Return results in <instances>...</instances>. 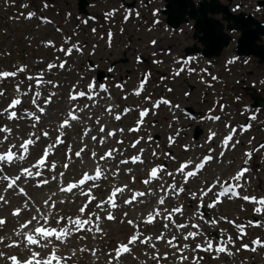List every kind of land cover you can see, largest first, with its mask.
Listing matches in <instances>:
<instances>
[{"label":"rangeland","instance_id":"rangeland-1","mask_svg":"<svg viewBox=\"0 0 264 264\" xmlns=\"http://www.w3.org/2000/svg\"><path fill=\"white\" fill-rule=\"evenodd\" d=\"M29 13L34 15L29 18ZM39 17L30 1L0 0V71H15L17 67L27 65V70L18 73L16 77L0 79V91L4 93L0 96V112L8 107L13 98L18 97L22 101L15 109L18 116L22 117L21 119L9 120L7 113L0 115V127L12 129L6 141H3L6 133H0V141H3L0 143V151H6L8 145L15 144L17 147L14 151L19 153L21 151L19 145L24 139L29 138L30 133H35L41 138L29 146L26 158L9 174L15 175L17 169L35 164L37 156L44 155V149L54 144L55 138L61 132H63L61 138L64 143L51 149L45 165L36 169L43 174L35 180L36 185L40 180L49 181L45 184V197L40 200L39 208L25 207L27 203L24 198L19 203L9 205L13 198L8 200L10 194L6 193L8 196H5L3 195L5 192L0 193L7 201V203L0 201L2 206H6L5 209L2 208L3 212H0V217L7 221L4 226L0 227V236L8 239L4 248L0 249V252L4 253V256L0 257L2 264H11L8 257L13 255L24 260L27 257L23 255H30L31 251L39 252L40 258L43 259L49 255L53 247L57 249L60 257H70V259H65L63 264H109L110 259L112 264H157V261L153 259L157 253L160 256L159 264H196L193 257L199 258L198 264H264V247L258 248L255 252L240 247L242 243L249 244L251 247V241L257 237L264 240V212H254L257 206L255 203L238 199V197L222 199L210 209L212 220L217 221L215 224L209 223L211 220L206 217L201 219L197 211V203L201 202V188L217 180L220 183L229 182L231 176L242 167H247L249 171L240 181L243 186L239 188L241 195L264 196V148L260 147L264 143L259 144L264 138V104L251 109L248 104L249 98L241 89V85H253L258 90L264 89V64L259 63L253 56H235L236 34L231 35L230 44L221 51L220 56L213 58L192 55L181 57L184 55V46L196 41L191 34L190 21L171 31L167 30L160 18L150 17V24L147 25L150 30L136 25L135 28H130L128 33L119 34L124 42L125 36L132 29V36L134 40H137L136 42H125L120 47H115L117 49H112L105 45L103 40L97 46L93 43L101 34H96V37L95 34L82 36L81 40H87V44L81 46L79 35L70 34L64 29L57 30L52 23L41 21L42 17ZM154 38L156 40L161 38L160 43L164 52L162 57L165 59L161 64L158 59L160 52L154 51L153 55L150 54L153 46L149 44V41ZM48 41H52L53 46H45ZM195 45L198 46L196 43ZM77 46H81L82 53L79 54L74 48ZM156 46H160L157 41ZM93 47L95 48L92 49ZM61 48L65 51L73 48V51L71 55L66 56L65 51H60ZM123 52L127 61L116 63L111 68L108 65L97 63L90 66L86 61V57L89 56L99 63V60L104 59L105 56L110 59L116 58L118 55L122 56ZM138 52L148 53L150 59H156L157 63L155 65H151V61L150 64L138 63L136 61ZM62 61H67L63 69L59 67L52 70L47 69L50 62L59 65ZM97 69L104 72L102 83L105 84L106 90H99L98 81L95 79ZM41 72L44 73L46 81L51 80L57 86L44 84L37 87L35 80L27 79L29 75L36 76ZM143 80H146L144 90L140 95H136L133 89L139 87ZM90 82L94 83V91L98 94L95 99L89 100L87 97H81L75 102L69 100L73 85L76 86L75 91L77 92H89ZM189 83L193 84L194 88H189ZM17 84L20 85V92L16 91ZM29 84L32 85L31 89H29ZM35 91H40L42 94L37 103L45 108L44 114L37 112L36 107L31 103ZM25 92L28 95H23ZM52 92L56 95L52 97L50 104L45 105L44 99ZM162 99L170 103H160L158 108H154L153 105ZM181 104L192 105L199 111L197 117L201 118H190L182 113V109L179 108ZM85 105L88 107L85 108ZM109 106L113 108L111 113L107 111ZM73 107H76V114L80 117L79 121H72L71 127L60 129V123ZM125 107H128L130 111L123 114L121 111ZM144 108L149 110V114L144 117V123L139 131H129L136 126L137 120L140 119V111ZM25 110L40 115V122L36 123L29 119ZM117 114H121L120 120L115 119ZM207 114L220 119L208 121ZM97 119H99V124ZM247 119V126H244V129L241 128L242 123ZM192 120H197L205 128L213 127L216 135L209 140L206 130H203L201 143L193 142L185 130L187 124L193 122ZM33 123L35 127L32 126ZM100 125L105 126L104 133L100 132ZM230 128L237 129L232 141L235 147L231 144L221 156L219 141ZM88 129L90 131L85 134ZM119 129H124L123 133L119 132ZM114 130L116 135L108 137L107 132ZM45 131L49 134L47 137L43 136ZM93 136L97 137L96 141L92 140ZM101 136L108 139V145L100 144L99 137ZM170 137L174 138V142H169ZM32 139H35V136ZM138 139L140 143L133 148L132 143ZM117 141H123V143H117ZM69 146H71V151H69ZM182 146H187V150ZM81 148L85 150L80 157H77L75 153ZM111 148L117 150L113 158L101 161L100 156ZM140 149L145 150L142 155ZM92 152L97 154L95 158ZM153 152L156 153L155 156ZM249 152L251 157L245 155ZM136 155H141L144 162L132 163L130 158ZM202 155H211L213 159L207 162L202 171L190 177L185 183L182 173L177 171L178 166L184 161H190L186 169L192 171ZM122 160L129 162L121 164ZM246 160L247 164H245ZM53 163L56 165L55 169L52 168ZM98 163L106 171L101 179L95 181L98 186L92 188V195L96 199L89 205L88 212L99 213L100 227L103 232L97 233L94 230L74 232L64 242L52 238L47 248L35 245L26 246L24 238L16 235V232L21 231L20 224L28 220L27 214L33 211L32 215H40L44 211V214L51 211L48 226L57 228L66 226L68 218L74 219L79 215L78 209L87 200L86 196L80 194L81 191H88L92 185L83 186V189L76 191L77 194L73 197L59 189L64 187L68 181H78L82 172L92 174ZM64 164H68V168H65ZM157 165L164 166L159 179L153 180L150 185H145L143 181L148 178L149 170ZM7 167H9L8 163H2V167L0 165L3 169L0 171V176L6 172ZM117 169H119L118 172ZM169 172L173 175L169 176ZM60 173H64L63 177ZM54 176L55 180H53ZM173 183L177 188L183 186L185 191L179 196H174L172 190L168 188ZM125 184L128 185L125 192L116 197L118 207L113 209L105 204L102 211L96 208V204L101 200H107L114 186L123 187ZM19 187H21L20 184ZM149 188L152 190L150 194ZM3 190L4 188L1 191ZM14 190L20 193L16 187ZM165 190H168L170 194L165 198V204L159 205L157 201L164 195ZM137 191L146 193L145 196L138 198L143 203L124 204V200L129 199L132 193ZM192 193L196 195L193 196ZM210 196L216 197V193ZM46 200H49L48 206L44 204ZM52 201L56 204L54 209L51 208ZM203 204L207 206L206 202ZM17 207H20L22 211L26 210L27 214L21 215V211L19 216H13L12 212ZM175 207H182L183 211L175 214L173 220L176 224H188L187 228L177 230L172 222L162 220V217ZM155 208L160 209L161 217H157L154 224L144 223L147 214ZM38 209L40 210L37 211ZM109 212L115 216V220L105 219ZM61 216L64 220L57 225L56 220ZM129 220L134 223L130 225ZM229 221H234L235 224ZM249 221H260V226L254 227L249 224ZM164 223H168V229L163 228ZM36 224V221L32 222L30 231ZM193 224L199 225L201 234L185 241L183 237L187 232L197 231L192 227ZM237 224L245 225L247 235L243 239L238 238L240 234L234 226ZM161 231L165 232V237L162 241H157L155 237ZM209 231H214L220 236V240H217L216 236L210 235L214 246L220 242L226 243L228 237H232V243L227 244L232 255L216 253L214 250L208 252L196 249L197 244L204 245L205 238L209 237ZM23 232L29 231L23 230ZM134 233H143L141 239L144 236H151L153 239L148 244H141L137 241L130 245L132 251L122 254L117 260L114 252L117 244L127 243L128 238ZM173 234L178 238L175 241L178 247L182 248L184 244L189 245V248L183 252L188 259L183 262L178 260L181 253L167 244V240ZM13 241H18L19 246L8 247ZM42 243L45 242L42 241ZM151 244H155L156 247L152 248ZM24 249L29 253H24L22 257H19L20 251ZM237 249L240 250L237 251ZM93 250H95V255H93ZM166 252L168 258L165 260L163 256Z\"/></svg>","mask_w":264,"mask_h":264},{"label":"snow or ice","instance_id":"snow-or-ice-1","mask_svg":"<svg viewBox=\"0 0 264 264\" xmlns=\"http://www.w3.org/2000/svg\"><path fill=\"white\" fill-rule=\"evenodd\" d=\"M47 6V5H45ZM34 14L33 13H29L28 16L29 18H31ZM111 35V34H110ZM153 44H155V41H152ZM45 46H53V42L52 41H48L46 42ZM76 50H80L78 47L76 48ZM60 51H65L63 48L60 49ZM73 51V48H68L67 51H65V55H71ZM139 59V58H138ZM67 61H62L60 62L59 65L55 64V63H49L47 65V69L48 70H52L55 69L57 67L63 69L66 66ZM27 70V65H21L19 67L16 68L15 71H0V79H7V78H14L18 75V73H23ZM27 79L29 81H33L35 80V84L37 87H40L44 84H52L53 87H56L57 85L53 84V82L51 80H45L44 79V73L41 72L36 76H32L29 75L27 77ZM22 83V81H21ZM146 84V80L141 81L139 88L135 91L136 95H140L141 92L144 90ZM32 85L29 84V89H31ZM76 86L73 85V90L69 93V100L71 101H77L78 99H80L81 97H87L89 100H93L95 99V97L98 95L94 89H95V85L94 83H89L88 84V89L89 92H84V91H75ZM101 89H104L105 86L103 84L100 85ZM16 91L20 92V85L17 84L16 86ZM4 93L2 91H0V96H3ZM23 95H28L27 92L23 93ZM41 92L40 91H35V93L32 95L31 98V103L36 107L37 112H39L40 114H44L45 113V108L44 107H40V105L37 103V101L41 98ZM56 93L52 92L48 95V97L46 99H44V104L48 105L52 102V97L55 96ZM145 99H149V97H145ZM22 103L20 98H13L11 100V103L8 105L7 108H5L3 110V112H0V115H3L4 113H7L8 116L7 118L9 120H17V119H21V116H18L17 111L15 110L20 104ZM160 103H164V104H169L170 102L167 100H161L158 101L156 104L153 105L154 108H158ZM85 108L88 107V105L84 106ZM113 110L112 106H109L107 108V111L109 113H111ZM82 111V109H81ZM130 110L125 108L124 112L127 113ZM25 114L29 117V119L35 121L36 123L40 122L41 116L37 115L36 112H28L27 110H25ZM149 114V110L148 109H143L142 111H140V119L137 120L136 122V126L134 128L129 129V131L131 132H136L139 131L140 126L144 123V117H146ZM80 117L76 114V107H73L66 115V118H64L62 120V122L59 125L60 129H64V128H68L71 127V122L72 121H79ZM116 120H120L121 119V114H117L115 116ZM212 119L215 120H219V117H212ZM97 123L99 124V119H97ZM33 127H35V123H33L32 125ZM100 132L104 133L105 132V126L104 125H100ZM90 131V129L86 130L85 134H87V132ZM119 132L123 133L124 129H119ZM236 130L233 129L232 132H230L227 136L224 137L222 144L224 145L225 148H227L230 144V142L233 141V133ZM0 133H6V135L3 137V141L8 140L9 135H11L12 133V129L8 128V127H0ZM178 134V133H177ZM49 134L48 132H43V136L47 137ZM116 135V131H108L107 132V136L108 137H114ZM216 134L213 132L209 135L208 139L211 140ZM35 136V139H32V137ZM63 136V132L60 133V135H58L55 138V143L52 145H49L48 147H46L44 149V155L37 160L36 164L33 165L34 168H40L43 167L47 161V158L49 157L50 153H51V149L55 148L56 145H61L64 143V140L61 138ZM40 139L39 136H37L35 133H30L29 134V138L24 139L23 142L19 145L20 148V152L17 153L16 151H14V149L17 147L15 144H10L7 147L6 151H0V163H8L11 164L12 162H14L15 160L19 159V160H24L26 158V155L29 151V146L33 145L36 143V141H38ZM93 141L97 140L96 136L92 137ZM149 140H151V137H149ZM3 141H0V143H3ZM99 142L101 145H103L106 142V137L101 136L99 137ZM169 142L172 143L174 142V138L170 137L169 138ZM117 143H123V141H117ZM140 143V140H136L132 143V147L136 148L137 145ZM238 143V141L236 142ZM86 147V146H85ZM232 147H235V144H232ZM261 148H264V145L260 146ZM186 150H187V146H185ZM84 148H81L79 151H77L75 153V155L77 157L81 156V153L84 151ZM69 151H71V146H69ZM117 150L114 148L109 149L107 152L104 153V155L100 156V160L104 161L108 158H113V154L116 152ZM144 149H140V154L142 155L144 153ZM211 151V150H210ZM96 153L92 152V156L93 158L96 157ZM141 155H136L131 157V162L132 163H143L144 161L141 159ZM153 155L155 156L156 153L153 152ZM221 156L224 155L223 152L220 153ZM246 156L251 157V153H245ZM213 157L211 155H206L203 157V160L195 165V168L192 171H187L185 172V169L188 168L189 164L191 163L186 162V163H182L180 165V167L177 169L178 172L184 173V182L187 183L188 179L192 176L197 175V173L202 170L205 165L207 164V162H209L210 160H212ZM129 161L128 160H122L120 163L121 164H127ZM245 164H247V160L245 161ZM68 164H64L65 168H68ZM56 165L53 163L52 164V168L55 169ZM164 170V166L163 165H157L153 168H151L148 172V178L145 179L143 181V183L145 185H150L151 182L153 180H158L160 173ZM0 171H3L2 168H0ZM105 169H103L99 163L97 164L96 168H95V172L94 174H89L88 172L83 173L82 177L75 182H69L67 183L66 186L61 187L59 190L61 192H65V193H72L74 189L80 188L83 189V186L87 185L89 181H98L99 179H101L104 175H105ZM119 171V169H117V172ZM131 170L129 169V172ZM249 171V169L247 167H242L240 168L234 176H232L230 178L229 182H225V183H220L219 180H217L214 185L209 186L208 189L206 191H204L202 193L201 198H203L204 196H207L208 193L212 192L213 187L216 186V184H219V187L221 189V191H219L216 194V198L215 200H213L208 206L214 207L216 204L220 203V197L222 196H227V195H231V196H240V192L237 191V189L242 188V184L240 183V181L244 178L245 174ZM21 174L26 176V177H32L33 175L35 176H40L41 173L39 171H36L35 173H33L31 168H22L21 169ZM64 173H60V176L63 177ZM169 176H172L173 174L171 172L168 173ZM20 176H16L14 179L10 178L8 176H4L3 179L8 180L9 182L7 183V188L12 189L16 186V183L18 180H20ZM56 177H53V180H55ZM134 179V178H133ZM234 182V183H233ZM49 181L48 180H41L38 182L37 186L40 185H45L48 184ZM98 185L93 183L92 186L90 188H88V191H81V195H84L87 197V200L85 201V203L83 204V206H81L78 209V213L79 215H77L74 219L73 218H68V224L66 226H62V227H50L49 225V217L52 215L51 211L48 214H44V213H40V217L43 219V223H40V219L37 216H33L31 220H27L25 221L23 224H20L19 228L21 231H17L16 235H21L23 234V238H24V242L26 244V246H38L40 248H47L49 246V244L51 243V239L55 238L56 240H59L61 242H64L68 236H70L71 234L75 233H79V232H83V231H95L97 233H102L103 229L100 227V221H101V216L99 215V213H91L88 212V208L89 205L95 201L96 197L94 195H92V188L97 187ZM128 185H124L123 187H113L110 194L107 197V200H101L100 203L96 204V208L99 210H103L104 205L107 203L111 208H116L118 207L117 201H116V197L118 196V194H122L125 192V190L127 189ZM169 189L172 190V194L174 196H179L181 193H183L185 191L183 186H180L179 188L176 187V184L173 183L171 185L168 186ZM151 188H149V194L151 193ZM19 192L22 195H27V193L25 192L24 188H20ZM169 191L165 190L164 191V195L160 197V199L157 201V203L159 205H164L165 204V198L169 195ZM53 195H55V193H53ZM146 193L145 192H133L132 195L130 196L129 199L124 200V204H132L133 202H140L143 203V201H139L138 198L139 197H143L145 196ZM193 196L196 195V193H192ZM51 199V198H50ZM242 199H244L245 201H249V202H253L255 203L257 206L254 208V212L256 213H261L264 212V196H260V197H256V196H250V195H244L242 197ZM0 201H3L4 203H7V201L5 200V197L3 195H0ZM61 203H64V201H61ZM44 204L46 206L49 205V200L44 201ZM56 206L55 201L51 202V208L54 209ZM25 207H27V205L25 204ZM22 209L20 207H17L13 210L12 215L13 216H19L21 214ZM39 211V209L37 210ZM183 209L182 207H175L173 208L170 212H168V214L166 216L162 217L163 221H169L172 222L173 225L175 226V228L177 230L179 229H183V228H187L188 224H176L175 221L173 220V216L175 214L178 213H182ZM87 217V218H82V217ZM125 216H127V213H125ZM94 217V219H93ZM157 217H161V211L158 208L153 209L152 211H150L146 218L144 219V223L146 224H154L157 220ZM105 219L109 220V221H113L115 220V216L109 212L107 214V216L105 217ZM201 219H203V216L201 215ZM222 219H226V218H222ZM64 220V217L61 216L59 219L56 220V224L60 225L61 221ZM33 221H36L37 226L29 232H23L24 229H27ZM6 220L2 217H0V227L4 226L6 224ZM128 223L130 225H132L134 222L132 220H129ZM209 223L215 224L217 223L216 220H211L209 221ZM229 223L235 224L234 221H229ZM249 224L254 226V227H259L260 226V221H256V222H252L249 221ZM169 225L168 223H164L163 224V228L164 229H168ZM193 228L197 229V231L193 232V231H189L187 232L183 239L185 241L189 240L190 238H196L198 235H200L201 233L199 232V225L193 224L192 225ZM235 227L238 229L239 232V239H243V237L245 235H247V233L245 232V225L243 224H237L235 225ZM143 235V233H139V234H132L128 240L127 243H119L117 244L114 252H115V258L118 260L122 254L125 253H130L132 251L130 245L135 244L137 241H139V243L141 244H148L153 238L151 236H144L143 239H141V236ZM165 237V232L161 231L159 235H157L155 237V239L157 241H162ZM3 237H0V242H3ZM177 236L175 234H173L171 236L170 239L167 240V244L169 245V247L176 249L177 251H179L181 253V255L178 257V260H180L181 262L185 261L188 259L187 256L183 255V252L185 249L189 248L188 244H184L183 247H178V245L175 243V241H177ZM42 241H44L45 243H42ZM232 243V237L229 236L227 242H220L217 243L214 246L213 240L210 238H205V242L204 245L202 246L201 244H197L196 245V249L202 250V251H215L216 253H227L228 255H232V252L229 250V248L227 247V244ZM19 246V242L18 241H13L11 244L8 245V247H18ZM152 248H155L156 245L155 244H151ZM242 249L244 250H250V251H257L258 248L260 247H264V240H261L259 237L253 239L251 241V247L249 244H241L240 246ZM240 249H237V251H239ZM81 251H85V249H81ZM75 254V253H73ZM93 255H95V250H93ZM4 256L3 252H0V257ZM41 254L39 252L36 251H31V254L24 260H20L17 256L13 255L8 257V259L11 261V264H63L65 259H70L69 258H62L57 254V249L55 247H53L52 251L49 253V255L43 259L40 258ZM168 258V253L166 252L163 256V259H167ZM153 259H155L157 261V264H159V260H160V256L159 253H157ZM198 259L196 257H193V260L196 261V264H198ZM109 264H112V260H109Z\"/></svg>","mask_w":264,"mask_h":264},{"label":"flooded vegetation","instance_id":"flooded-vegetation-1","mask_svg":"<svg viewBox=\"0 0 264 264\" xmlns=\"http://www.w3.org/2000/svg\"><path fill=\"white\" fill-rule=\"evenodd\" d=\"M190 2L191 4L185 5L183 0H33V5L42 16L52 19L58 29L79 35L80 38L84 35L101 34L98 35V41L101 43L103 38L105 39L104 35L110 33L109 48L112 49H117L125 42H136L132 29L124 42L119 34L128 33V30L136 25H145L146 29V23L151 16H160L166 23L165 19L170 13L181 12L191 13L192 18L198 20L199 25L195 29L191 27L197 34L204 29L215 30L220 24V31L227 32L230 39L232 34L238 35L244 30V33L257 36L256 42L264 46V0ZM230 24H234L233 27H229ZM123 56L124 52L116 58L105 56L99 63L90 57H86V61L92 65L97 63L114 66L116 63L127 61V58L121 61ZM139 57L145 64H150L148 56L139 54Z\"/></svg>","mask_w":264,"mask_h":264},{"label":"water","instance_id":"water-1","mask_svg":"<svg viewBox=\"0 0 264 264\" xmlns=\"http://www.w3.org/2000/svg\"><path fill=\"white\" fill-rule=\"evenodd\" d=\"M181 1V0H180ZM188 0H185V3H187ZM185 19L183 16H179L175 13H170V16L168 17V21L173 26L177 25L179 21ZM196 25L198 26V20ZM227 35L221 34L219 31L215 30H205L203 35L199 36V39L201 43L203 44L202 52L206 55H218L222 46L227 44ZM249 37V39H248ZM254 40V36H247L246 34H242V36L238 39V46L236 47V50L238 53H255L258 55H261L264 58V50L258 48V46L252 45V41ZM195 46L186 47L185 50L187 52L193 51ZM103 76L102 72L98 70L97 78L100 79ZM250 96L253 98V106L260 105L262 103V98L256 94L255 92L250 93ZM200 132V129L195 128L194 137L198 136V133Z\"/></svg>","mask_w":264,"mask_h":264},{"label":"bare ground","instance_id":"bare-ground-1","mask_svg":"<svg viewBox=\"0 0 264 264\" xmlns=\"http://www.w3.org/2000/svg\"><path fill=\"white\" fill-rule=\"evenodd\" d=\"M175 11H177V10H175ZM39 140H41V138L39 139ZM105 145H108L109 144V142H108V139L106 138V142L104 143ZM86 160H88L87 158H86ZM23 160H19V159H17V160H15L14 162H12L11 164H9V167H7V169H5V173H2V176H0V193H3V192H5V193H3V195H7L6 193H8V195L10 194V198H8V200H10L11 198H13V200H12V202H10L9 203V205H13V203H19L20 202V200L22 199V198H24L25 199V202L27 203V207L28 208H34V209H37V208H39V206H40V200L41 199H43L45 196H44V190H45V188H46V185H40L39 187L38 186H36L34 183H33V177H27V179H25V177L26 176H24V175H22L21 174V170H17L16 171V173H18V176H20L21 178H20V180H18L17 181V183H21V185L23 186V188H25L26 189V193H27V195H22V194H20V193H16L15 192V190L12 188V189H9V188H7V186H5V183L6 182H8V180H5V179H3V177L4 176H7L10 172H11V167H12V169H14V168H17V164H20V162H22ZM1 165V167H2V163L0 164ZM33 167V165L32 166H30V168H32ZM33 171V170H32ZM95 171H93L92 173H94ZM17 176V175H16ZM6 181V182H5ZM31 184H32V186H31ZM65 185V184H64ZM1 187H3L4 188V190L3 191H1L2 189H1ZM70 196H74L75 194H77V192L75 191V190H73V192L70 194V193H68ZM7 195V196H8ZM76 196V195H75ZM122 199V198H121ZM1 205V204H0ZM4 207H6V206H0V212H3L2 211V208H4ZM5 209V208H4ZM40 210V209H39ZM32 212L33 211H31V212H29L28 214H27V212H26V210H24L23 209V211H22V214L21 215H23V214H27V216H28V220H31L32 219V217L33 216H37L39 219H40V222H42L43 221V219L40 217V215H32ZM42 212H43V210H42ZM45 212V211H44ZM9 220H10V218H9ZM34 222V221H33ZM24 231H30V226L27 228V229H24ZM0 237H2V236H0ZM19 237H23L22 236V234L21 235H19ZM4 239H3V242H0V249H3L4 248V246H5V242H7L8 241V239L6 238V237H3ZM24 253H29L27 250H23V251H20V253H19V257H22V255L24 254ZM24 257H28L29 255H23ZM0 263L2 264V262L0 261Z\"/></svg>","mask_w":264,"mask_h":264}]
</instances>
